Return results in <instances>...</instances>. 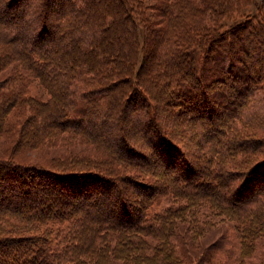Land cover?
<instances>
[{
	"label": "trees",
	"instance_id": "trees-1",
	"mask_svg": "<svg viewBox=\"0 0 264 264\" xmlns=\"http://www.w3.org/2000/svg\"><path fill=\"white\" fill-rule=\"evenodd\" d=\"M25 1L0 0V264H183L176 223L205 202L237 224L229 264L248 259L264 233V0L246 17L249 0Z\"/></svg>",
	"mask_w": 264,
	"mask_h": 264
},
{
	"label": "rangeland",
	"instance_id": "rangeland-1",
	"mask_svg": "<svg viewBox=\"0 0 264 264\" xmlns=\"http://www.w3.org/2000/svg\"><path fill=\"white\" fill-rule=\"evenodd\" d=\"M26 0L23 3H26ZM256 1L249 0L250 6L242 8L241 13L244 17L256 14ZM147 5L152 3V0H145ZM147 14L150 19L154 21H159L157 17L153 16V12L149 9ZM29 41L32 39L29 38ZM30 93L33 96L46 98L47 96L44 92L37 86V82L32 80L30 83ZM252 125L248 128H243L240 123H237L234 128L238 134V138L244 139L253 131ZM115 132H113L114 134ZM254 133V132H252ZM142 145V144H141ZM245 145L241 147V152L239 148H236L229 156L224 160L225 166L229 169V166H235L238 169L234 171L241 170L240 168L248 164L250 160L255 158L256 154L254 149L259 148L256 139L252 140L249 146ZM253 149V151H250ZM248 150V151H246ZM252 152V153H251ZM47 157H51L53 150H48ZM229 171V170H228ZM231 171V170H230ZM131 176V175H129ZM162 181H160V184ZM129 188L137 195L133 187L128 184ZM260 187V186H256ZM262 191H264V187ZM259 189V188H258ZM257 189V190H258ZM260 190V189H259ZM171 201L170 195L161 196L160 200L156 199V203L153 205L149 211V216L155 212H160L164 208H168ZM172 207H175L173 204ZM94 208H97L95 206ZM237 224L234 221L222 216L218 211L211 208L209 202L200 204L195 208H190L184 221L181 223H176V231L178 232L177 239L172 240L175 251V257L183 260V264H206L209 260L212 264H229L232 260V255L228 254L229 250H233V242L236 238ZM248 249L250 252L249 258L244 260L242 264H264V233H259L257 238L247 237ZM175 242V244H174ZM251 243V245L249 244ZM252 253V254H251Z\"/></svg>",
	"mask_w": 264,
	"mask_h": 264
}]
</instances>
